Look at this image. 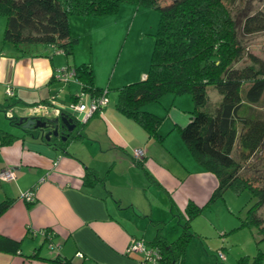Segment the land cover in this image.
I'll return each instance as SVG.
<instances>
[{
  "label": "crops",
  "instance_id": "crops-1",
  "mask_svg": "<svg viewBox=\"0 0 264 264\" xmlns=\"http://www.w3.org/2000/svg\"><path fill=\"white\" fill-rule=\"evenodd\" d=\"M64 55H20L13 45L0 42V131L14 135L12 142L0 138V171H15L13 179H0V202L14 198L0 216V234L20 242L17 251L0 248V264H59L52 260L56 257L84 264H140L146 254L128 251L132 239H142L147 247L157 237L176 240L189 202L205 205L218 184L180 133L192 117L194 101L171 93L164 98L172 104L167 115L155 101L145 105L165 119L159 128L164 139L158 140L116 105L117 88L144 78L148 68L124 67L117 74L116 68L110 71L111 62L102 60L98 73L90 60L95 84L108 88L109 101L83 130L71 132L65 141L61 136L47 140L40 128L9 117L19 121L68 108L82 83L77 78L62 81L57 73L64 65L79 64L80 56L76 51L72 64ZM81 99L89 104L92 95ZM43 103L47 110L34 111ZM136 147L144 149L142 157L134 154ZM30 190L33 201L23 197Z\"/></svg>",
  "mask_w": 264,
  "mask_h": 264
},
{
  "label": "trees",
  "instance_id": "trees-1",
  "mask_svg": "<svg viewBox=\"0 0 264 264\" xmlns=\"http://www.w3.org/2000/svg\"><path fill=\"white\" fill-rule=\"evenodd\" d=\"M124 2L155 7L160 11V19L147 75L117 88V108L142 125L150 136L162 141L164 135L159 128L163 117L147 110L145 105L168 93H190L193 114L180 127V133L195 159L216 175L218 184L205 205L189 202L186 220L190 221L229 188L237 192L249 190L258 199L249 207L250 218L241 226L256 222L264 236V220L257 216L264 204V188L255 186L242 174L243 164L234 154L237 144L243 158L264 145V112L256 108L264 100V58L249 51L244 42L246 34L264 30V2L240 18L242 11L234 12V0H172L166 4L162 0H0V17L6 19L0 42L13 45L20 55L48 56L40 45L70 55L77 40L71 30V15L116 13ZM66 66L76 70L83 93L89 92L92 98L108 96V89L96 86L90 63ZM211 85L222 94L214 112L204 108ZM80 95L74 101H79ZM9 118L18 122V117ZM76 120L78 124L88 121ZM63 128L67 133L68 128ZM0 138L5 139L3 142L14 141V135L5 131H0ZM55 139L58 137L51 138ZM13 202L12 197L0 202V216ZM190 226L187 222L174 241L155 239L152 246L161 253L159 264H176L175 256L185 253ZM19 245V241L0 234V248L17 251ZM263 256L260 252L256 264ZM52 260L59 264H84L69 258Z\"/></svg>",
  "mask_w": 264,
  "mask_h": 264
},
{
  "label": "rangeland",
  "instance_id": "rangeland-1",
  "mask_svg": "<svg viewBox=\"0 0 264 264\" xmlns=\"http://www.w3.org/2000/svg\"><path fill=\"white\" fill-rule=\"evenodd\" d=\"M170 1L172 0H162L161 3L166 4ZM234 2V12L242 11L240 13L242 18L246 11L257 10L264 0H234ZM159 19L160 11L157 8L137 6L131 2L122 3L116 13L102 16L71 15L72 34L77 38L74 53L76 51L79 53V64L90 63L92 60L97 65L98 73H100L98 65L106 60L112 63L110 71L116 68L117 74L124 67L131 68L138 65L149 68ZM5 24V17H0V30L5 28ZM244 38L247 49L264 58V30L246 34ZM40 50L48 55H55L52 46L40 45ZM74 53L70 55L65 53L63 57H68L73 64ZM102 76L105 78L107 75L102 72ZM106 79L108 81V77ZM110 92L115 93L116 90L111 89ZM166 96L174 95L168 93L162 100L153 104H158L161 112L167 115L171 111L172 104L169 101L164 102ZM180 96H189L193 102L190 93H183ZM208 96V103L204 108L214 112L222 99V94L211 85L208 88ZM256 108L264 112V100ZM67 109L83 119L84 112L75 111L70 107ZM167 118L169 122L172 118L171 114ZM80 129H84L82 122L78 124L75 133ZM234 154L243 164L242 174L249 177L255 186L264 188V145L243 158L237 144ZM257 199L249 190L237 192L229 188L190 221L186 218L182 219L183 227L187 222L191 224V235H186L185 253L176 255V259L182 260L184 264H256L259 253H264L262 229L256 222L243 226L241 224L250 218L249 207ZM257 216L264 220V204L259 208ZM46 247L47 245L45 249ZM221 250L226 255L225 259L219 256ZM259 264H264V256Z\"/></svg>",
  "mask_w": 264,
  "mask_h": 264
},
{
  "label": "built area",
  "instance_id": "built-area-1",
  "mask_svg": "<svg viewBox=\"0 0 264 264\" xmlns=\"http://www.w3.org/2000/svg\"><path fill=\"white\" fill-rule=\"evenodd\" d=\"M57 77L59 79H64L68 81L70 79L76 78V70L74 68H69L68 66L64 65L59 68ZM7 92L9 94H13V90L11 88H8ZM85 94L86 93L82 92L80 95L79 101L71 102L68 105V108L70 107V108H73L75 111L84 112V117L82 119L83 121H87L99 109L101 105H104L109 101V97L106 94L100 97H94L91 99L89 104H86L81 99L83 98ZM42 109L47 110L48 105L45 103L38 104L35 107L34 111L40 112ZM134 154L137 157H142L145 154V151L143 148L137 147L134 149ZM14 177H15V171L13 170V168H5L0 171V179L10 180V179H13ZM23 196L28 201H33L35 199V192L33 190H30V191L23 193ZM128 251L129 252L130 251L145 252L146 254L145 259L143 260V262H141L143 264H159V260L161 259V253L159 249L155 247H147L145 242L142 239H138V238L132 239L128 247ZM79 254L82 255V253H79ZM219 256L222 257L223 259L226 258V255L222 250L219 251Z\"/></svg>",
  "mask_w": 264,
  "mask_h": 264
},
{
  "label": "water",
  "instance_id": "water-1",
  "mask_svg": "<svg viewBox=\"0 0 264 264\" xmlns=\"http://www.w3.org/2000/svg\"><path fill=\"white\" fill-rule=\"evenodd\" d=\"M58 110L60 112L50 113L47 119L37 116H21L18 123L28 128H40L42 135L47 140H51L53 136H61L63 139H66L75 130L78 124L76 118L78 117L72 111H67V108ZM64 125L68 128L67 133L61 130Z\"/></svg>",
  "mask_w": 264,
  "mask_h": 264
},
{
  "label": "flooded vegetation",
  "instance_id": "flooded-vegetation-1",
  "mask_svg": "<svg viewBox=\"0 0 264 264\" xmlns=\"http://www.w3.org/2000/svg\"><path fill=\"white\" fill-rule=\"evenodd\" d=\"M67 130V129H66Z\"/></svg>",
  "mask_w": 264,
  "mask_h": 264
}]
</instances>
